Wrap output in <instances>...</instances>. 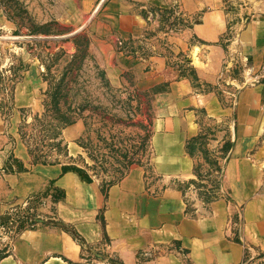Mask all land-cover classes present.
<instances>
[{
	"label": "crops",
	"instance_id": "1",
	"mask_svg": "<svg viewBox=\"0 0 264 264\" xmlns=\"http://www.w3.org/2000/svg\"><path fill=\"white\" fill-rule=\"evenodd\" d=\"M225 3L106 0L91 30L99 40L116 45L145 30H169L175 21L171 30H188L182 32L188 40L196 36L193 53L200 46L210 60L198 70L201 81L215 84L220 21L229 17ZM249 12L257 20L237 30L240 52L261 67L264 5ZM116 55L122 69L150 67L155 83L165 81L162 56ZM206 88H193L184 79L177 88L171 84L169 91L156 96L154 172L163 180L150 189L141 169L106 189L88 169L82 175L69 163L32 165L0 128V168H13L0 171V216L42 201L41 211L51 213L58 223L26 220L14 236H0V264H103L89 259V249L116 256L124 264H243L247 255L251 264H264V81L226 96L224 107ZM201 110L215 122H228L224 141L231 144L223 195L209 205L192 204L176 181L194 177L186 145L197 134Z\"/></svg>",
	"mask_w": 264,
	"mask_h": 264
},
{
	"label": "rangeland",
	"instance_id": "2",
	"mask_svg": "<svg viewBox=\"0 0 264 264\" xmlns=\"http://www.w3.org/2000/svg\"><path fill=\"white\" fill-rule=\"evenodd\" d=\"M100 2L0 0V128L32 165L69 163L74 169H88L105 182L106 189L141 169L150 189L163 180L154 172L156 96L186 79L193 88L208 87L224 107L226 96L264 81V58L261 67H255L252 58L244 57L237 31L257 20L249 10L264 5V0H226L224 11L229 17L220 21L215 84L201 81L198 70L208 60L205 51L199 46L193 53L196 36L188 40L182 33L188 30H171L175 21L169 30H145L128 43L120 40L113 45L96 38L91 28L98 13L87 22ZM85 24L84 30L64 38ZM119 52L162 56L165 81L155 83L150 67L122 69ZM196 117L197 134L186 145L194 161V177L176 181L192 204L209 205L223 195L229 127L228 122L206 116L205 110ZM44 205L39 201L35 207L2 215L8 220L0 221V235L14 236L26 220L57 225L51 213L41 211ZM89 256L107 264L103 251Z\"/></svg>",
	"mask_w": 264,
	"mask_h": 264
},
{
	"label": "trees",
	"instance_id": "3",
	"mask_svg": "<svg viewBox=\"0 0 264 264\" xmlns=\"http://www.w3.org/2000/svg\"><path fill=\"white\" fill-rule=\"evenodd\" d=\"M72 169H73V171H76L77 173L84 175V171L83 170L74 169V168H72ZM61 197H62V195L59 196L58 198H61ZM58 198L54 197V200L57 201ZM6 220H8L7 216H0V221H6ZM88 251L92 252L91 249H89ZM104 258H105L104 262H106L107 264H124L120 259L112 258L109 254H106V256ZM248 260H249V256L247 255L243 264H246Z\"/></svg>",
	"mask_w": 264,
	"mask_h": 264
},
{
	"label": "water",
	"instance_id": "4",
	"mask_svg": "<svg viewBox=\"0 0 264 264\" xmlns=\"http://www.w3.org/2000/svg\"><path fill=\"white\" fill-rule=\"evenodd\" d=\"M105 1H106V0H101L100 4L98 5V8L94 11L93 15H92L91 18L88 20L87 24H89V23L93 20V18L95 17V15L99 12V10L101 9V7L104 5ZM87 24H85L84 26H82V27H81L80 29H78L75 33H73V34H71V35H69V36H66V37H64V38H69V37L75 36L76 34H78L79 32H81L82 30H84ZM64 38H63V39H64ZM27 39H33V40H34L35 38H27ZM39 39H43V38H39ZM40 222L43 223L42 220H41Z\"/></svg>",
	"mask_w": 264,
	"mask_h": 264
},
{
	"label": "built area",
	"instance_id": "5",
	"mask_svg": "<svg viewBox=\"0 0 264 264\" xmlns=\"http://www.w3.org/2000/svg\"><path fill=\"white\" fill-rule=\"evenodd\" d=\"M6 235H9V234H6ZM0 236H1V235H0ZM246 264H251V262H250V258H249V260L247 261Z\"/></svg>",
	"mask_w": 264,
	"mask_h": 264
},
{
	"label": "bare ground",
	"instance_id": "6",
	"mask_svg": "<svg viewBox=\"0 0 264 264\" xmlns=\"http://www.w3.org/2000/svg\"><path fill=\"white\" fill-rule=\"evenodd\" d=\"M98 8V7H97Z\"/></svg>",
	"mask_w": 264,
	"mask_h": 264
}]
</instances>
